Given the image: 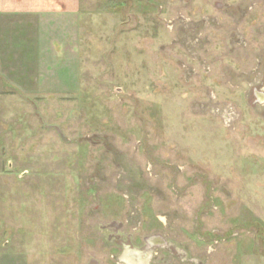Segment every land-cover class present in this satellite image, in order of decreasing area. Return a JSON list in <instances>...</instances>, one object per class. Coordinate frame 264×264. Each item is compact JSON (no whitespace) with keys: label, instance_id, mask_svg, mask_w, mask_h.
<instances>
[{"label":"rangeland","instance_id":"1","mask_svg":"<svg viewBox=\"0 0 264 264\" xmlns=\"http://www.w3.org/2000/svg\"><path fill=\"white\" fill-rule=\"evenodd\" d=\"M68 5L0 13V264H264V0Z\"/></svg>","mask_w":264,"mask_h":264},{"label":"crops","instance_id":"2","mask_svg":"<svg viewBox=\"0 0 264 264\" xmlns=\"http://www.w3.org/2000/svg\"><path fill=\"white\" fill-rule=\"evenodd\" d=\"M72 1L75 4L77 2V0H0V13L4 17L20 18L23 21L37 20L38 16L45 18L55 13H63L69 7L68 3ZM48 23L49 21L45 20V24Z\"/></svg>","mask_w":264,"mask_h":264}]
</instances>
